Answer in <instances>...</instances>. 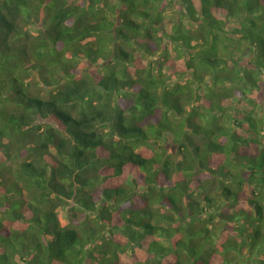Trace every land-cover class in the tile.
<instances>
[{
	"label": "trees",
	"instance_id": "trees-1",
	"mask_svg": "<svg viewBox=\"0 0 264 264\" xmlns=\"http://www.w3.org/2000/svg\"><path fill=\"white\" fill-rule=\"evenodd\" d=\"M0 264H264V0H0Z\"/></svg>",
	"mask_w": 264,
	"mask_h": 264
},
{
	"label": "rangeland",
	"instance_id": "rangeland-1",
	"mask_svg": "<svg viewBox=\"0 0 264 264\" xmlns=\"http://www.w3.org/2000/svg\"><path fill=\"white\" fill-rule=\"evenodd\" d=\"M58 216H59L60 220L62 221V223H64L65 214H64V211L63 210H59L58 211Z\"/></svg>",
	"mask_w": 264,
	"mask_h": 264
}]
</instances>
